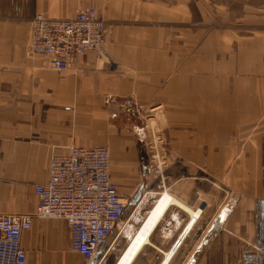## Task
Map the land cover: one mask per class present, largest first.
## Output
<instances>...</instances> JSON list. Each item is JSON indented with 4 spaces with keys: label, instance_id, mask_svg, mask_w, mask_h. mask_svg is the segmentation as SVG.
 <instances>
[{
    "label": "crops",
    "instance_id": "obj_1",
    "mask_svg": "<svg viewBox=\"0 0 264 264\" xmlns=\"http://www.w3.org/2000/svg\"><path fill=\"white\" fill-rule=\"evenodd\" d=\"M87 8L105 23L103 67L87 53L58 73L29 53L34 16ZM153 108L161 182L126 137L142 142ZM72 146L110 148L111 180L130 199L125 227L90 262L64 221L32 217L51 157ZM5 215L32 217L25 264H264V0H0Z\"/></svg>",
    "mask_w": 264,
    "mask_h": 264
},
{
    "label": "built area",
    "instance_id": "obj_2",
    "mask_svg": "<svg viewBox=\"0 0 264 264\" xmlns=\"http://www.w3.org/2000/svg\"><path fill=\"white\" fill-rule=\"evenodd\" d=\"M31 25L29 53L43 57L49 70L64 72L87 53L95 54L97 68L103 67L106 29L94 9L80 10L70 19L36 15ZM151 154L152 160L159 157L155 148ZM34 195L32 217L64 221L72 250L86 261L96 258L112 230L125 227L122 217L130 199L110 180V151L106 146H72L65 154L52 156L47 182L35 186ZM32 217L0 216V264H25L21 238L30 231Z\"/></svg>",
    "mask_w": 264,
    "mask_h": 264
},
{
    "label": "rangeland",
    "instance_id": "obj_3",
    "mask_svg": "<svg viewBox=\"0 0 264 264\" xmlns=\"http://www.w3.org/2000/svg\"><path fill=\"white\" fill-rule=\"evenodd\" d=\"M160 122H162L161 109L160 108L159 109L153 108V109L149 110L143 116V120H142L143 124L138 126V128H140L139 131L142 130V132H141L143 134V136H141L143 138L142 142H139V139H138L139 137H136V134H134L133 131L129 132V133L133 134V136H131L129 134L126 135V137L137 140L136 144L138 146V149L139 150L141 149V152H142L141 156L139 157V160L141 159V161L144 163V165L146 164L145 162L149 163L148 166L149 167L151 166V168H153L155 175L157 177V180L159 182H161V179H162V172L161 171L167 163L166 162L167 159L165 157H163L162 153H161L164 144H163V137H162V132H161L162 128H161ZM152 148H155L159 153V157L156 159H153V160L151 159V156H150V155H152L151 154ZM109 151H110V175H111L110 180H111L112 179V166H113L114 159H113L112 150H110V148H109ZM157 167H158V169H157ZM111 181L114 183L113 180H111ZM117 190L121 195H124L120 189H117ZM157 192L159 194L156 195L154 197V199L148 200V202L146 204H144V206L142 207L141 215L145 216L144 220L146 219L147 215H150L152 213L151 211L154 208L156 202H158V200H160L164 194H167V193L161 192V190L157 191ZM143 194H145V192ZM160 206H162V205H160ZM134 208L136 210L137 206ZM134 208H132L131 211H129V212H132V210L135 211ZM144 220H143V222H144Z\"/></svg>",
    "mask_w": 264,
    "mask_h": 264
},
{
    "label": "bare ground",
    "instance_id": "obj_4",
    "mask_svg": "<svg viewBox=\"0 0 264 264\" xmlns=\"http://www.w3.org/2000/svg\"><path fill=\"white\" fill-rule=\"evenodd\" d=\"M47 179H48V177H47ZM172 202L175 203V201H172ZM190 213H191L192 217H197L199 215V212H195V213L190 212Z\"/></svg>",
    "mask_w": 264,
    "mask_h": 264
},
{
    "label": "water",
    "instance_id": "obj_5",
    "mask_svg": "<svg viewBox=\"0 0 264 264\" xmlns=\"http://www.w3.org/2000/svg\"><path fill=\"white\" fill-rule=\"evenodd\" d=\"M93 264V263H92Z\"/></svg>",
    "mask_w": 264,
    "mask_h": 264
}]
</instances>
